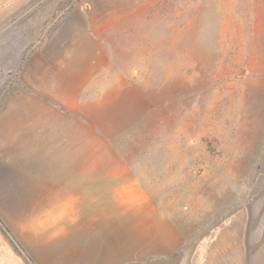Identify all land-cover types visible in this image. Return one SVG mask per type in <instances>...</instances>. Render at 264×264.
Listing matches in <instances>:
<instances>
[{
	"label": "rangeland",
	"instance_id": "obj_1",
	"mask_svg": "<svg viewBox=\"0 0 264 264\" xmlns=\"http://www.w3.org/2000/svg\"><path fill=\"white\" fill-rule=\"evenodd\" d=\"M92 4L100 65L60 108L71 146L8 123L0 157H71V173L117 177L124 202L166 215L172 251L157 259L264 264V0Z\"/></svg>",
	"mask_w": 264,
	"mask_h": 264
},
{
	"label": "crops",
	"instance_id": "obj_2",
	"mask_svg": "<svg viewBox=\"0 0 264 264\" xmlns=\"http://www.w3.org/2000/svg\"><path fill=\"white\" fill-rule=\"evenodd\" d=\"M96 1L0 0V128L19 124L71 146L60 108L75 104L100 65L92 59ZM13 78L28 91L11 92ZM116 178L71 173V157H0V264H170L157 259V250L172 251L165 213L124 202Z\"/></svg>",
	"mask_w": 264,
	"mask_h": 264
}]
</instances>
